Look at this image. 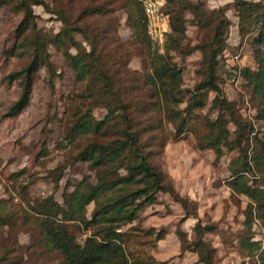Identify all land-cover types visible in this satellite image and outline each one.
Segmentation results:
<instances>
[{
  "label": "rangeland",
  "instance_id": "obj_1",
  "mask_svg": "<svg viewBox=\"0 0 264 264\" xmlns=\"http://www.w3.org/2000/svg\"><path fill=\"white\" fill-rule=\"evenodd\" d=\"M44 1L52 10L62 9L74 24L85 30L90 40H95L90 44L73 32L82 53H89L94 47L95 56L108 67L113 84L110 92L100 81L96 88L88 81L78 82L62 50L49 44L52 68L41 67L34 73L28 106L18 116L6 117L21 93L20 78L11 82L8 76L24 68L31 58L16 50L15 30L22 15L10 6L0 5V264H61L60 256L42 242L33 220L35 210L49 200L65 209V197L75 188L84 184L94 186L99 176L104 180L112 178L113 168L110 173L108 166L102 165L96 171L77 156L90 143L119 142L125 127L136 133L141 154L168 176L175 193L188 201L187 209L191 212L185 218L181 203L168 193H159L157 203L146 206L133 222L122 224L119 229L124 235L129 262L202 264L194 249L195 240L202 233L203 241L211 248L213 264H261L257 255L247 258L246 250L239 247L247 236L244 212L249 201L245 196L233 194L227 185L240 151L225 147L218 159L205 140L220 110L213 106L216 91H195L207 79L204 60L207 52L199 47L210 40L211 29L202 23L198 25L190 9H186L184 51L169 53L172 62L182 70V102L178 108L183 111L179 120L186 118L188 123L186 131L176 136V126L162 115V101L145 80L149 72L148 54L155 51L158 55L166 54L167 37L172 30L162 44L149 38V48L133 43L126 12L120 9L117 0ZM163 1L162 12L169 17L165 12L166 0ZM197 1L200 0H184L188 7ZM235 1L202 0L206 9H222L229 20L224 35L226 47L218 55L214 68L215 83L220 89L218 96L233 106L239 122L253 127L249 137L256 133L264 137V122L256 119L258 104L241 75L242 69L257 70L252 45L257 33L240 31ZM245 1L264 3V0ZM98 5L109 8L111 13L103 17L82 16L86 7ZM33 9L42 34L52 36L60 31L63 23L57 15L42 7ZM64 49L76 53L68 45ZM191 96L201 100L203 106L188 115L186 106ZM109 100L117 109L111 125H104L95 135L74 133L77 122L84 119L102 121ZM226 119L230 121V140H234L237 132L234 121L229 115ZM117 169L118 176L125 175L124 169ZM258 178L255 174L250 179ZM94 208V203L84 208L83 222L91 219ZM160 231L165 234L158 240ZM251 232L252 241L264 249V229L255 218ZM78 240L82 243L84 237Z\"/></svg>",
  "mask_w": 264,
  "mask_h": 264
},
{
  "label": "trees",
  "instance_id": "obj_2",
  "mask_svg": "<svg viewBox=\"0 0 264 264\" xmlns=\"http://www.w3.org/2000/svg\"><path fill=\"white\" fill-rule=\"evenodd\" d=\"M120 9L125 10L126 21L132 30L134 44L151 46V41L146 31V19L142 4L138 0H117ZM0 5L10 6L15 13L22 15L15 36L18 40L16 50L22 56H29L30 62L20 71L8 76L13 82L20 78L21 93L19 98L9 107L5 116L15 117L28 106L34 73L41 67L51 69L49 62L48 46L55 45L62 50L75 79L79 82L88 81L92 88L103 83L105 90L111 92L113 80H110L109 69L102 65L94 54L92 46L89 53L80 50V44L73 38L76 32L94 44L85 30L77 26L62 9L52 10L44 0H0ZM188 7L184 0H166L165 12L169 15L171 34L167 37L165 46L166 54L158 55L149 53L148 74L145 76L146 84L153 87L155 95L162 101V115L168 123L176 126V136L187 129L186 118H181L178 104L182 102V70L172 62L169 56L171 51L183 53V43L186 41L185 10L190 9L192 16L199 25L211 29V37L206 45L200 46V50L207 52L204 55L207 79L199 84L195 91L213 89L217 92L214 98V107H218V117L211 122L212 132L206 136L207 147L214 150L216 156L221 157L222 149H238L240 155L235 161L230 180L227 185L233 194L245 196L249 203L245 209L244 226L247 236L239 242L241 250H246L245 257L252 258L257 255L261 264H264V249L258 242L252 241L251 232L254 218L264 229V137L253 135L254 129L250 124L239 122L234 115L233 106L225 99H220V89L215 83L214 68L216 59L226 47L224 35L229 26V20L222 9L209 11L202 0ZM34 7H42L46 12L55 14L62 21L63 26L55 35L42 34L37 28V16ZM234 7L239 17L240 31L247 33L252 30L257 33L253 38L254 57L257 70L242 69V79L249 88L250 94L256 100V119L264 122V3H250L245 0H236ZM109 8L104 5L89 6L83 10L84 17H103L110 14ZM75 49L71 54L64 49L66 46ZM85 54V55H84ZM203 106L201 100L191 96L186 110L190 115L194 109ZM107 114L100 122H93L92 118L77 122L73 128L74 133L80 136L99 134L103 126L111 125L115 115L114 102L108 101L105 106ZM227 115L236 127L234 140H230ZM122 139L116 143L99 145L88 144L77 156L90 166L107 165L109 172L113 168V177L104 180L100 177L96 185L80 188L65 197V209L58 206L53 200L46 201L41 208L35 210L33 220L40 232L42 242L61 259V264H137L129 262L126 253L125 240L119 231L122 224L133 222L138 214L148 205L157 203L159 193L169 194L174 201L181 203L185 212V218L191 216L187 209L188 201L179 197L174 190L168 176L160 168L155 167L148 157L141 154L139 137L131 129L124 128L121 132ZM250 154H248V150ZM118 167L125 170V175L118 176ZM111 173V172H110ZM259 176L258 179H250ZM111 175V174H110ZM258 180V181H256ZM90 203L95 204L90 220L83 222L84 208ZM61 217V219H58ZM197 228H200L197 225ZM206 230H209L207 228ZM199 233V232H198ZM164 231L157 234L161 240ZM84 237L81 243L78 239ZM195 252L202 264H213L211 248L203 241L202 233L194 243Z\"/></svg>",
  "mask_w": 264,
  "mask_h": 264
},
{
  "label": "built area",
  "instance_id": "obj_3",
  "mask_svg": "<svg viewBox=\"0 0 264 264\" xmlns=\"http://www.w3.org/2000/svg\"><path fill=\"white\" fill-rule=\"evenodd\" d=\"M144 10L146 29L149 38L162 44L166 34L171 32L169 17L162 12L163 0H138Z\"/></svg>",
  "mask_w": 264,
  "mask_h": 264
}]
</instances>
